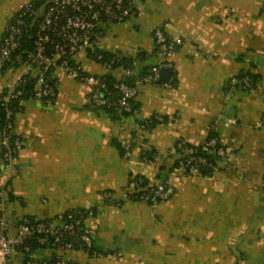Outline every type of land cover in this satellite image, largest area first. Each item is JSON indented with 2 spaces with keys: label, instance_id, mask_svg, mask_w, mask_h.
<instances>
[{
  "label": "crops",
  "instance_id": "0c3cea01",
  "mask_svg": "<svg viewBox=\"0 0 264 264\" xmlns=\"http://www.w3.org/2000/svg\"><path fill=\"white\" fill-rule=\"evenodd\" d=\"M28 1L0 0V38ZM156 27L181 39L166 59L153 39ZM96 51L134 61L133 111L94 108L85 84L52 69V105L26 99L14 114L23 147L0 172L6 233L15 235L24 216L87 209L93 251L75 241L63 254L70 264H264V0H136L124 20L98 24L93 49L73 56L85 73L116 79L125 73L122 65L106 70ZM163 64L172 69L167 82L158 80ZM19 71L10 65L1 73L0 94ZM244 72L253 86H231ZM151 117L157 123L139 131ZM210 129L228 150L217 169L207 175L174 167L175 144H201ZM137 134L122 152L117 142ZM146 150L152 160L142 156ZM137 175L150 182L165 177L171 197L128 200ZM59 254L38 251L44 260ZM14 264L23 263L17 257Z\"/></svg>",
  "mask_w": 264,
  "mask_h": 264
},
{
  "label": "built area",
  "instance_id": "2783aa9c",
  "mask_svg": "<svg viewBox=\"0 0 264 264\" xmlns=\"http://www.w3.org/2000/svg\"><path fill=\"white\" fill-rule=\"evenodd\" d=\"M135 1L42 0V4L35 7L31 0L20 5L8 21L0 38V75L8 63L16 61L17 66L20 67V71L16 72L13 77L11 89L1 97V104L7 107L9 100L19 96L28 78L32 77L34 85L28 99L52 105L56 97V88L54 84L46 80V72L58 67L69 77L88 87L89 102L94 108L113 109L121 114H131L136 88L128 82L130 67H124L125 73L117 78L118 81L114 85L116 92H114L107 89L102 76L85 73L74 61L73 56L78 51L93 49L98 24L124 20L130 14ZM33 28V48L26 51L24 57L16 56V51L22 47L25 33ZM153 39L158 53L165 59L181 43L179 37L169 38L160 27L153 29ZM118 58V54L105 59L101 52L95 53V59L106 70L115 68ZM133 63L134 61L131 64ZM163 66L168 67L169 64H163ZM151 72L156 76L158 66H152ZM236 82L235 77L229 80L231 86ZM241 86L246 89L251 88L253 81L248 76H244ZM6 109L7 120L0 128V172L6 171L12 165L23 147V139L14 130L13 120L10 118L12 110L8 107ZM149 123L150 120L140 123L139 131L149 128ZM138 140V134L126 137L120 140V145L128 152ZM198 150L204 153L212 152L214 161L207 163L206 157L198 154ZM175 154L178 159V169L183 173L196 174L201 173L199 165L206 163L213 170L217 169L219 163L227 157L228 150L217 137L213 136L201 144L190 147H184L180 143ZM131 185L132 190L126 194L128 200H141L156 204L169 199L173 193V188L168 181L151 187V183L144 184L141 177H136L132 179ZM9 188V184H6L4 190ZM3 192L0 189V198ZM103 196L110 198L111 194L106 192ZM90 213L87 209H76L47 218L24 216L18 223L15 235H8L7 225L1 221L0 264H14L17 257L23 264H70L64 259L63 254L76 245L75 239H79L84 250L91 248L92 230L84 222ZM31 235H36L39 245H47L46 247L59 251L60 254L53 261L41 259L38 255L40 247L36 248L23 243Z\"/></svg>",
  "mask_w": 264,
  "mask_h": 264
},
{
  "label": "trees",
  "instance_id": "16d2710c",
  "mask_svg": "<svg viewBox=\"0 0 264 264\" xmlns=\"http://www.w3.org/2000/svg\"><path fill=\"white\" fill-rule=\"evenodd\" d=\"M33 4L35 7H39L41 4H42V0H32ZM34 35V28L31 29V30H28L25 35H24V39H23V42H22V47L20 50L16 51L15 55H19L20 57H24L25 56V53L26 51H29L33 48V44H32V37ZM51 48V47H49ZM97 52H101L103 54V57L105 59H110L111 57L114 56V54H108L106 52H102V51H96ZM15 55H14V58H15ZM131 63H132V60L129 59V58H126V57H123V56H120L119 55V58L117 59V61L115 62V66H119V65H122V66H131ZM10 65H18V63L16 61H14L13 63H8L6 65V68ZM50 73L51 71H48L46 72V80L48 82H50L51 84H54L53 83V79H51L50 77ZM244 76H248L252 81H253V84H254V77L252 75H249L248 73L244 72V73H240L238 75L235 76V78L237 79V82L236 84L239 85L241 84V80ZM103 77V80H104V83L107 87V89L111 90V91H114L116 92V89L114 88V85L115 83H117V79L116 78H112L108 75H104L102 76ZM133 79L132 77H128V82L130 84H133L132 83ZM34 85V78L30 77L28 78L26 84L23 86V92L17 96V97H13L9 100L8 102V105L7 107L10 108L12 110V115L10 118H12V120L14 119V114L15 112L19 111L21 109V102L28 99L29 96H30V90L32 89ZM6 93L3 92L2 94H0V128H2L7 120V115H6V106L5 105H2L1 104V97ZM43 106H45V104L41 101H39ZM132 108H133V105H132ZM110 113L112 112H115L116 110H113V109H104ZM150 120V123H149V127H152L153 125H155L158 121V119H154V118H149V119H146V120H143L141 123H145L146 121ZM217 137L216 134L213 132L212 129L209 130L208 132V137L207 138H210V137ZM182 144L184 147H190L192 146L193 144H190V143H187V142H184V141H178L175 146H174V149H175V152L178 151V144ZM117 146L120 148V150L122 152H124L125 150L121 147L120 143L117 142ZM198 154H201L203 156L206 157V160H207V163H211L212 161H214V154L211 152L209 153H204L200 150H198ZM153 151L152 150H146L142 156H144L146 158V160H152L153 159ZM177 162H178V159H175L174 161V167L177 168ZM206 164H203V165H199V168H200V171L201 173L203 174H210L212 173L213 169ZM136 177H141L143 179V183L144 184H148V183H151V187H154L156 186L158 183H165V181H167L165 179V177H157V181H153V182H150L148 180H146L144 177L142 176H135L133 179H135ZM133 196V195H131ZM24 244H30L31 246L33 247H46L47 245H39L36 241V235H31V237H29L28 239L24 240L23 241ZM80 244V243H79ZM91 251H93L92 249V245H91V248H90ZM55 258L53 257L52 259H50V261H53Z\"/></svg>",
  "mask_w": 264,
  "mask_h": 264
},
{
  "label": "water",
  "instance_id": "95a60500",
  "mask_svg": "<svg viewBox=\"0 0 264 264\" xmlns=\"http://www.w3.org/2000/svg\"><path fill=\"white\" fill-rule=\"evenodd\" d=\"M172 69L170 67L162 66L159 68L158 72V80L160 82H167L171 76ZM115 117H120L118 114H114ZM77 243H79V239H75Z\"/></svg>",
  "mask_w": 264,
  "mask_h": 264
}]
</instances>
